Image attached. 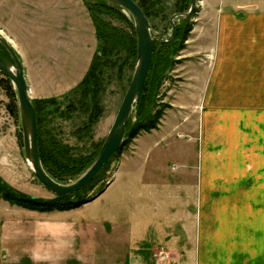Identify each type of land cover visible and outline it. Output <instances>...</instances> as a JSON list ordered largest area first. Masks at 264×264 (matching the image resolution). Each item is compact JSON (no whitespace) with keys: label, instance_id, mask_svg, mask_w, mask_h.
<instances>
[{"label":"crops","instance_id":"1","mask_svg":"<svg viewBox=\"0 0 264 264\" xmlns=\"http://www.w3.org/2000/svg\"><path fill=\"white\" fill-rule=\"evenodd\" d=\"M75 5L61 2L58 28L20 57L31 99L66 93L89 67L94 27ZM220 10L194 156L182 173L163 158L150 161L148 177L136 168L131 207L113 193L112 205L101 193L52 211L0 199V264H264V9ZM174 198L186 200L180 215Z\"/></svg>","mask_w":264,"mask_h":264},{"label":"rangeland","instance_id":"2","mask_svg":"<svg viewBox=\"0 0 264 264\" xmlns=\"http://www.w3.org/2000/svg\"><path fill=\"white\" fill-rule=\"evenodd\" d=\"M179 1L168 0L163 17L159 15L154 18L157 32L168 34L167 16L173 14ZM61 2L66 6V11L75 4L85 7L82 0H0V35L16 49L22 61L26 54L35 55L40 33H52L55 27L58 28L59 18L62 12H65L61 8ZM220 8L235 11L264 9V0H195L193 13L189 15V31L182 41L181 49L174 57L172 68L158 88L156 105L167 106L163 107L156 128L149 132H140L123 149L121 155L111 161L105 173V181L108 182H105L101 191L102 195H105L103 197H108L104 201L105 204H113L109 194L113 193L114 196L119 197L120 205L131 207L134 181L136 182L135 169L145 173L144 178L148 177L152 159L163 158L170 161L171 172L176 175L182 173L183 159L194 156L196 141L193 138L197 136L200 111L203 109V94L214 59V20L218 10L221 11ZM65 21H67L66 16ZM0 53L4 56L3 52ZM128 74L126 70L123 72V79L112 76L111 81H107L108 84L102 95L103 112L90 129L88 138L81 140L74 135L75 129L86 119L78 112H74L69 119L55 118L50 125L53 132L64 143L83 152L90 149L92 142L103 140L128 87ZM74 80L77 79H72V82ZM72 84L75 83L70 82L68 87ZM68 92L56 97L61 100L62 108L73 99L72 96H65ZM7 102L8 99L0 87V176L24 193L50 198L52 194L34 179L26 163L23 147L18 141L19 122L9 114L6 108ZM153 141H159L160 145L154 146L153 143H148ZM145 144L146 146L142 147ZM92 193L89 191L88 196ZM141 201L145 202L143 198ZM180 202V199L174 198V215L178 212L180 215L182 207H186L185 199L182 205ZM187 205L190 212L193 211L197 199L190 198ZM178 229H174V234L179 233Z\"/></svg>","mask_w":264,"mask_h":264},{"label":"trees","instance_id":"3","mask_svg":"<svg viewBox=\"0 0 264 264\" xmlns=\"http://www.w3.org/2000/svg\"><path fill=\"white\" fill-rule=\"evenodd\" d=\"M82 1L94 27L96 49L82 79L69 90L68 95H65L72 96L73 99H70L63 108L61 107V100L56 97L31 99L36 114L40 161L46 173L59 183H68L75 180L93 161L103 140L92 142L88 151H78L64 143L53 132L50 127L52 121L55 118L69 119L74 112H78L84 115L86 119L81 126L75 129L74 135L81 140L88 138L90 129L103 112L102 95L105 86L108 84L107 81H111L112 76L123 79V72L127 70L129 85L137 50V38L132 19L122 8L104 0ZM133 1L137 3L147 17L153 34H156L155 36L168 37L170 35L169 18L172 13L167 16L166 31L168 34L157 32L154 23V18L164 13L168 0ZM176 5L178 6L173 13H184L188 9L189 0H180ZM190 16L188 18L179 17L174 20L175 33L171 41L163 44H160L159 41L154 42L142 93L127 121L123 142L90 182L74 194L52 195V197L45 198L43 201L18 196L0 184V199L39 211L68 210L82 205L101 192L105 185V173L111 161L116 156L119 157L123 149L140 132H149L156 128L162 109L167 106L166 104L156 105L158 88L172 68L176 53L182 47V41L189 31ZM0 52L4 53V57L9 58L7 51L1 44ZM0 55L2 54L0 53ZM0 87L8 99L6 108L9 114L19 122L18 141L23 147L16 93L10 80L2 73ZM89 191L93 193L88 196ZM78 196H81V198L78 199Z\"/></svg>","mask_w":264,"mask_h":264},{"label":"water","instance_id":"4","mask_svg":"<svg viewBox=\"0 0 264 264\" xmlns=\"http://www.w3.org/2000/svg\"><path fill=\"white\" fill-rule=\"evenodd\" d=\"M112 5L120 7L132 19L137 38V50L133 72L129 85L123 95L120 106L116 112L112 125L103 139L102 145L90 165L73 181L59 183L50 177L44 170L40 161L37 124L34 107L28 93V87L24 76L22 61L18 57L13 46L0 35V44L7 51L9 58L0 55V73L8 78L16 93L17 110L21 125L23 153L26 163L36 181L52 195H71L80 190L86 183L90 182L104 167L112 154L123 142L126 124L135 105L139 102L142 89L148 73L153 44L169 42L175 33L174 20L178 17L188 18L194 7L195 0H189L186 12L173 13L169 18L171 26L168 37L153 35L151 25L137 3L133 0H104ZM0 184L12 193L32 200L43 201L45 198L24 193L0 176ZM101 192L94 195L90 200L96 198ZM81 196H78L80 199ZM89 200V201H90Z\"/></svg>","mask_w":264,"mask_h":264},{"label":"built area","instance_id":"5","mask_svg":"<svg viewBox=\"0 0 264 264\" xmlns=\"http://www.w3.org/2000/svg\"><path fill=\"white\" fill-rule=\"evenodd\" d=\"M106 182H108V180H106Z\"/></svg>","mask_w":264,"mask_h":264}]
</instances>
